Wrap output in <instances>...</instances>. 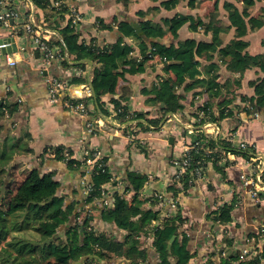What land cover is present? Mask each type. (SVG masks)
<instances>
[{
  "label": "crops",
  "instance_id": "1",
  "mask_svg": "<svg viewBox=\"0 0 264 264\" xmlns=\"http://www.w3.org/2000/svg\"><path fill=\"white\" fill-rule=\"evenodd\" d=\"M64 1L68 7H75L82 17L76 28L80 39L86 43L94 41L99 46L111 44L119 37L120 33L116 28L119 22L136 25L140 30L144 25L150 27L151 31L150 25L155 24L163 28L162 19L182 14L199 17L207 24L217 2V19L222 24L228 25L227 13L223 9L224 2H233L241 10V3H235L233 0H179L170 10L161 7V2L164 0ZM262 10L264 11V2H256L249 10L250 16H258ZM139 12L143 15L139 16ZM34 14L41 28L53 32L49 35V40L57 36L56 31L49 28L48 11L34 6ZM100 20L104 24L111 25L113 29H99ZM61 24L63 25L64 22L61 21ZM247 24L248 31L243 38L248 42L247 52L252 55L264 52V24L259 29L251 28L248 22ZM156 34L158 39L167 45H175L178 41L190 43L195 60L201 67L207 64L204 60L203 46L210 43L211 33L204 28L199 26L190 28L187 23L178 30L175 38L167 34L162 35L157 32ZM233 36L234 30L231 29L223 36V43H228ZM8 39L13 41L14 49L18 53L13 57L15 64L10 66L0 49V99L8 97L11 101L19 103L18 111L6 121V126L7 129L13 127V133H27L26 142L33 152L27 156H19L15 163L16 169L25 170L26 173L41 156L43 169L53 171L54 179L60 183L59 194L66 197L67 203L77 202L78 209L82 210L85 207V194L79 179L84 173V167L82 170H72L54 155L56 150H61L62 154L67 152L70 158L80 161L85 151H99L106 158L108 171L112 177L109 183L104 185L106 193L111 195L126 189L124 196L126 200H131L137 194L143 201V208L160 211L162 215L179 209L186 220L180 230L187 234L188 249L194 255L188 264H203L209 254L220 251L224 237L232 240V247L227 249L229 252H240L246 247L249 235L257 226L264 223V201H255L243 193L239 178L244 170L243 156L235 153L224 155L219 167L206 163L204 178L195 181L186 194H180L176 199L177 205L176 202H169V194L166 190L174 183L173 175L176 167L174 162L180 159L184 149L198 135L187 132L188 128L196 127L193 122L195 118L190 114L205 101L213 105L216 114V105L223 99H231V106L235 107L241 102V96L248 98L253 96V88L249 83L262 76L258 69L246 70L240 76L229 72L225 65L219 64L217 82L222 87L220 95L211 98L207 93H201L199 89L184 92L179 88L176 98L166 105L174 109L176 104H181L184 109L177 112L166 111L160 105L152 106L147 103L150 96L145 94V91L150 90L163 76L162 65L152 62L150 68L138 74H127L121 69L117 94L128 98L125 104L127 110L144 115L140 121L147 126V130H139L134 125L133 128L127 129L117 127L118 125L108 121H101L98 131L88 133L85 119L70 113L60 103H49L46 83L48 78L54 77L70 85L74 77L82 74L89 86L94 64L90 61L85 63V69L76 68L77 62L72 61L65 52L64 59L56 55L46 66L29 35L21 31L16 22L9 28L0 26V42ZM55 51L57 54L59 48L56 47ZM63 60L66 65L62 64ZM214 60L217 61L216 58ZM201 77L206 76L203 74ZM83 86L84 83L70 85L69 93H82ZM194 92L200 93L194 96ZM109 98L106 97L107 101ZM106 107L109 115H112L111 104L107 102ZM112 117L116 124L119 123L114 115ZM92 118L100 119L102 115L91 116L89 119ZM217 124L221 129L220 138L225 139L231 132L233 123L223 120ZM234 133L238 140L255 143L259 150L264 151V112L244 119ZM135 189H139L137 193ZM157 193L164 196L166 203L159 202L152 206L151 200ZM232 200H235V205L231 212V222L226 225H213L207 216L217 207L229 204ZM170 204H175V208L170 209ZM164 209L166 212H163ZM89 212L94 215L91 224L98 233L112 234L119 240L126 234L114 224L103 222L96 207L91 205ZM82 217L81 215L80 219ZM131 220L138 221V218ZM152 225L153 222L150 228ZM138 241L141 249H146L148 253L145 264H157L152 235L139 233ZM216 256L217 254L213 258L215 259Z\"/></svg>",
  "mask_w": 264,
  "mask_h": 264
},
{
  "label": "trees",
  "instance_id": "2",
  "mask_svg": "<svg viewBox=\"0 0 264 264\" xmlns=\"http://www.w3.org/2000/svg\"><path fill=\"white\" fill-rule=\"evenodd\" d=\"M233 1L241 3V10L233 2H224L223 9L227 13L228 25L222 24L217 19V2H215L207 24L199 17L176 14L171 18L162 19L163 28L153 24L150 25L152 29L150 31V27L143 25L140 27L142 30L140 34L132 24L119 22L116 25L120 33L119 37L111 44L99 46L94 41L86 43L80 39L76 28L71 25L68 6L65 3L57 8L52 6L51 0H33L35 7L49 12V28L57 33V36L49 40V46L59 48L57 56L64 59V53L67 52L74 62L89 60L94 64L90 80L93 94L89 105L90 116H108L110 114L106 107L108 102L114 111V118L120 123H129L139 130H147V126L140 121L144 118L142 113L120 112L121 109L126 110L125 104L128 98L117 94V84L121 76L119 71L123 69L127 74L143 73L151 67L153 56L160 55L165 58L162 65L164 74L156 85L145 91V94L150 96L147 100L149 105H160L166 111L177 112L184 109L181 104H176L174 109L166 107L167 102L176 98L179 88L184 92L199 89L201 93H207L211 98L218 97L222 88L217 82L219 64L225 65L229 72L240 76L246 70L254 68L262 73L261 77L249 83L254 95L249 98L241 96V102L235 107L231 106V99H223L217 103L215 114L213 105L205 101L190 114L198 119L194 124L196 127L204 122L220 123L229 120L233 123L231 132H235L244 119L264 112V52L249 54L246 50L248 42L243 39L248 31L247 22L254 29L263 26L264 11L262 10L256 17H251L249 10L256 2H264V0ZM178 2L179 0H164L161 2V7L170 10ZM138 15L143 13L139 12ZM61 21L64 22L63 25ZM187 23L190 28L199 26L211 33L210 43L203 46L204 60L207 61L203 67L195 60L190 43L178 41L175 45H167L158 39L156 34V32L167 34L175 38L178 30ZM98 27L104 30L113 29L111 25L104 24L101 20ZM231 29L234 30V36L224 44L223 36ZM62 64L66 65L65 60ZM75 67L85 69L86 64L81 63ZM203 74L206 77H201ZM83 83L86 84L87 81L84 75L80 74L71 80L70 85ZM200 92H194L193 95L196 96ZM108 96L110 98L107 101ZM18 106L17 101L13 102L8 97L0 99V200L8 196L6 210L0 211V245L5 244L6 251L5 253L3 251V255L7 258L3 264H145L148 253L146 249L140 247L139 233L152 235L157 264L190 262L194 255L188 249L187 234L180 230L186 220L178 208L170 213L164 209L166 215H162L160 211L143 208V201L137 194L131 200H126L124 197L126 189L112 193L111 205L97 210L103 222L112 223L117 229L126 232L119 240L112 234L95 231L91 224L94 215L88 211H85L84 216L78 221L84 208L79 210L77 202L67 203L66 197L59 194L60 183L54 179L53 171L43 169L41 156L30 170L26 173L22 172V178L10 189L9 168L15 170L19 156L33 153L26 142L28 134L13 133L14 128L7 129L6 126V121L18 111ZM201 111L202 117L199 116ZM130 125H126V128ZM196 139L204 140V148L214 151L205 154L202 148L191 149L188 154L194 166L197 162H203L205 168L206 163L209 162L219 167L226 153L247 157L224 138H213L198 133ZM54 157L63 160L61 150H56ZM102 161L107 162L105 157ZM65 164L75 171L82 170L85 165L72 158L66 159ZM218 167L217 169L222 171ZM111 178L107 167L104 171L96 167L93 169L90 175L92 190L84 199L85 205L103 197V185L109 183ZM191 180L190 176L186 175L180 180L181 187L175 182L169 185L166 190L169 194V202H176L180 194H186L193 185ZM137 190L139 189H135V193ZM159 202L163 203L164 199L161 201L154 197L151 200L152 206ZM234 202L235 200H232L229 204L217 207L207 219L213 225L230 223ZM132 218H138V233L132 229ZM153 221L158 222L157 229L150 228ZM172 236L175 238L170 249H167ZM221 246L216 258H213L215 253L209 254L203 264H264V240L261 251L245 260L239 259V252L227 250L232 247L231 239L224 237Z\"/></svg>",
  "mask_w": 264,
  "mask_h": 264
},
{
  "label": "built area",
  "instance_id": "3",
  "mask_svg": "<svg viewBox=\"0 0 264 264\" xmlns=\"http://www.w3.org/2000/svg\"><path fill=\"white\" fill-rule=\"evenodd\" d=\"M53 7H60L65 3L64 0H51ZM68 17L71 20V25L75 28L79 25L82 17L75 7H68ZM18 23L21 31L29 35L32 44L35 49L40 52L42 55L44 64L47 66L51 61L56 57V51L54 47L49 46V35L53 32L41 28L35 19L34 14V4L32 0H0V26L1 27H12L13 23ZM13 46V41L11 39L4 40L0 42V49L11 48ZM154 49H152L153 51ZM23 50H21L22 52ZM16 51H11L10 53L5 54V59L10 66L15 64L13 57L17 54ZM153 62H158L160 65H163L165 58L156 55L153 56ZM47 96L48 101L51 104L60 103L66 110L70 113H73L86 120L85 127L88 133H95L98 131L101 121H108L111 124L118 125L117 127L126 128V125L129 123H115L112 115L102 116L100 119L92 118L89 119V105L92 101V90L90 85L85 84L83 86V92L77 94H70L69 87L70 85L54 77L47 79ZM120 112L131 113L129 110L121 109ZM255 113V112H254ZM256 115V114H255ZM199 116H203V112L199 113ZM198 119H194V123ZM133 125H130L127 129L133 128ZM116 127V128H117ZM115 128V129H116ZM118 129V128H117ZM116 129V130H117ZM197 129V130H196ZM189 134H198L204 133V135L217 138L221 137V129L217 123L204 122L199 127H190L187 129ZM226 141L229 142L232 147L236 150L241 151L247 157L245 159L244 170L240 174L239 178L241 181V188L243 189L244 195H248L251 199L255 201H264V151L258 149L255 143L247 142L245 140H238L234 132L228 133L226 136ZM202 148L205 150V154H209L214 150L204 148V140L195 139L188 147H186L179 160L174 162L175 172L173 175V181L180 186V180L182 177L189 175L190 179L195 181L201 180L204 178V167L203 162H197L192 165L190 161L189 151L191 149ZM85 151L84 156L81 162L84 165V173L79 179V184L83 186V192L85 198L89 195L92 190L90 185V175L93 169L105 170V167L108 168L107 162H103V155L99 151ZM226 153L225 155H228ZM62 162H65L66 159L70 158L69 153L64 152ZM90 155V156H89ZM65 159V160H64ZM191 180V181H192ZM103 197L95 199L91 204L85 205L83 209L82 216H84L85 211L89 212V207L92 205L96 208L105 207L111 205L112 197L105 192L103 185ZM154 197H157L158 200H163L164 196L160 193L154 194ZM170 209L175 208V204H170ZM81 219L79 218L78 221ZM159 226L157 221H153L152 228L157 229ZM264 240V223L257 226L255 231L252 232L247 238V245L245 248L240 250L239 259L245 260L251 257L256 256L261 251V245Z\"/></svg>",
  "mask_w": 264,
  "mask_h": 264
},
{
  "label": "rangeland",
  "instance_id": "4",
  "mask_svg": "<svg viewBox=\"0 0 264 264\" xmlns=\"http://www.w3.org/2000/svg\"><path fill=\"white\" fill-rule=\"evenodd\" d=\"M9 170L11 171V177H10L11 178L10 179L11 184H10L9 188L12 189V187H15L16 181L20 179V177L22 176V172H24L25 170H19V169L14 170V168H13V170L9 168ZM19 175H20V177H18ZM7 199H8V196H6L2 200H0V211H2V212L6 210ZM132 224H133L132 229L134 230V232L138 233V231H139L138 230V221L133 220ZM4 245L5 244H3V243L0 245V263H2V264L7 260V258L3 255L6 251ZM3 251H4V253H3ZM1 255H2V257H1Z\"/></svg>",
  "mask_w": 264,
  "mask_h": 264
},
{
  "label": "water",
  "instance_id": "5",
  "mask_svg": "<svg viewBox=\"0 0 264 264\" xmlns=\"http://www.w3.org/2000/svg\"><path fill=\"white\" fill-rule=\"evenodd\" d=\"M133 27H134V29H135L138 33L142 34V33H141V30H140L136 25H133ZM14 48H15V47H14V45H13L11 48L2 49V53H3V54H7V53H10L11 50L15 51ZM79 63H90V61H88V60H83V61L77 62V63H75V64H79ZM255 112H256V110H255ZM170 140H171V139H170ZM174 238H175V236H172L171 239L169 240L168 245H167V249H170L171 244H172Z\"/></svg>",
  "mask_w": 264,
  "mask_h": 264
}]
</instances>
